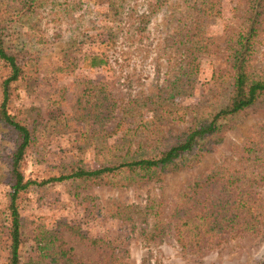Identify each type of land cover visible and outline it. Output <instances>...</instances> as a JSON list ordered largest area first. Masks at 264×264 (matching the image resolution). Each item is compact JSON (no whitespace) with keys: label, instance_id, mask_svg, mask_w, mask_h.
Listing matches in <instances>:
<instances>
[{"label":"rangeland","instance_id":"obj_1","mask_svg":"<svg viewBox=\"0 0 264 264\" xmlns=\"http://www.w3.org/2000/svg\"><path fill=\"white\" fill-rule=\"evenodd\" d=\"M150 1L29 0L21 7L22 0H0V24L9 25L12 31L7 47L28 53L23 55L27 74L17 82L18 96L9 104L11 112L19 110L22 117L37 124L36 149L23 163L26 177L40 181L58 175L67 171L71 160L77 159L95 167L124 155L129 144L135 149L140 130L127 131L126 127L135 125L126 124L117 133L105 136L116 127L118 119L103 123L99 117L76 112L79 91L94 85L101 94L110 93L121 105L133 97L157 92L179 75L188 30L191 29L190 34L197 29L205 31L211 39L210 54L200 62L192 93L176 94L171 112L198 102L213 71L226 70V46L243 21L245 0H221L220 14L203 22L196 19L201 0H158V11L144 23L139 16L146 13ZM92 57L105 62L91 66ZM119 111L116 109L114 115H120ZM190 115L185 116L183 123L166 118L161 137L166 139L183 131ZM134 116L126 114L125 122L135 118L134 124H139L145 116L149 119L152 111L142 109ZM263 120L264 106L249 111L195 163V155L187 156L191 166L168 171L160 182L152 180L123 188L86 186L80 182L31 187L23 195L19 209L24 234L23 263L40 256L35 239L40 230L60 231L76 257L102 263L106 242L92 247L80 242L70 229L78 226L90 236L120 243L126 250L125 264H264L263 230L255 233L227 229L222 234H206L195 246L182 248L174 229L183 210L181 196L194 179L203 178L218 166L240 173L249 170L241 161L242 143ZM123 135L125 145L121 144ZM13 142V136L0 125V264H8L9 186L5 162ZM256 191L264 201V186ZM223 194V183L219 181L204 188L195 197L197 209L186 212L187 217ZM150 200L158 205L157 222L164 225V230L147 242L141 217L135 222L122 221L112 213H116L118 203L143 207ZM188 202L184 204L187 209L195 203L192 199ZM189 230L190 227L183 228L185 239L193 237Z\"/></svg>","mask_w":264,"mask_h":264},{"label":"trees","instance_id":"obj_2","mask_svg":"<svg viewBox=\"0 0 264 264\" xmlns=\"http://www.w3.org/2000/svg\"><path fill=\"white\" fill-rule=\"evenodd\" d=\"M27 1L29 0H22L21 7ZM220 1L201 0L196 15L197 21L203 22L206 18L212 19L214 15L220 14ZM160 5L161 2L158 0L150 1L146 13L139 16L140 20L146 23L158 11ZM238 27L229 37L226 46V70L223 73L214 70L198 102L183 108L178 107L180 110L176 108L171 112L175 107L173 98L179 92L182 95L192 93L200 62L210 54L211 39L202 29H197V32L191 34V29L187 31L183 59L178 67L179 75L155 93L133 97L121 105L122 103H117L118 99L112 97L110 93L101 94L94 85L86 84L87 87L79 91L76 112L99 117L105 121L103 123L117 118L116 127L106 132L105 136L117 133V130L123 129L126 124L135 125L126 127L127 131L133 133L140 130L138 132L140 139L135 143V149H131L129 144L124 155L95 167L82 159L71 160L67 164L66 172L37 181L26 177L23 168L27 156L36 149L37 124L22 117L19 110L11 112L9 109L10 102L18 96L17 82L27 74L23 55L27 56L28 53L7 47L6 40L12 34L11 27L0 24V125L7 129L14 141L5 162L9 186L6 214L8 264H98L76 257L60 231L43 230L35 237L40 256L23 263L21 249L24 234L19 209L23 195L31 187L80 182L86 186L104 184L123 188L130 185L139 186L152 180L160 182L168 171L191 166L192 163L187 161V156L195 155V163L200 156L210 150V145L220 143L224 133L234 126L238 118L264 106V0H245L243 21ZM104 62L92 57L90 65L99 66ZM147 108L152 111L149 119L145 116L143 119L145 121L139 124H134L137 121L135 118L125 122L126 114L134 116V113ZM116 109L121 110L120 115H114ZM187 114H191V119L183 131L166 139L161 137V128L166 123V118L170 116L173 121L177 119L183 123L186 122ZM126 143L123 135L121 144ZM130 153L132 155L126 158L125 156ZM241 161L245 164V169H249L245 173L218 166L203 178L194 179L186 187L181 196L182 214L174 225L176 240L182 248L195 246L199 238L206 234L225 233L227 229L231 232L235 229L255 233L264 231V201L256 191L258 187L264 186V120L258 123L254 133L242 143ZM225 171L227 174H224ZM217 181L223 183V196L187 217L186 212H193L196 207V195ZM189 199L195 203L187 209L184 204H189ZM114 210L117 211L112 215H116L122 221L135 222L141 217L145 224L142 228L147 230L144 238L147 242L163 233L164 225L157 222L158 205L153 200L148 201L143 207L118 203ZM148 217L151 218L149 222ZM146 224L149 225L148 228ZM185 226L190 227L189 236H193L192 238L183 237L182 231ZM70 229L71 235H76L80 242L83 241L90 247L106 242L104 244L106 255L100 264H125L126 250L114 239L90 236L78 226H71ZM143 233L144 231L141 234ZM261 262L264 263V255Z\"/></svg>","mask_w":264,"mask_h":264}]
</instances>
